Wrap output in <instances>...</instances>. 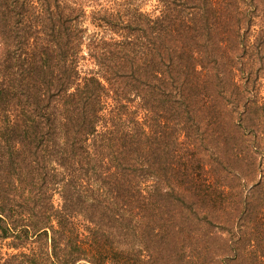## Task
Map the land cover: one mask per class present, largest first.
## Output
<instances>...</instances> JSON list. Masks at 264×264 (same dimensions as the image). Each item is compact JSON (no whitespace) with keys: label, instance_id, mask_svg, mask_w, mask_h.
Segmentation results:
<instances>
[{"label":"trees","instance_id":"1","mask_svg":"<svg viewBox=\"0 0 264 264\" xmlns=\"http://www.w3.org/2000/svg\"><path fill=\"white\" fill-rule=\"evenodd\" d=\"M263 88L264 0H0V264H264Z\"/></svg>","mask_w":264,"mask_h":264},{"label":"rangeland","instance_id":"2","mask_svg":"<svg viewBox=\"0 0 264 264\" xmlns=\"http://www.w3.org/2000/svg\"><path fill=\"white\" fill-rule=\"evenodd\" d=\"M147 7L149 8L150 6H149V5H147ZM262 94H264V88H263V90H262ZM56 197H57V195H56Z\"/></svg>","mask_w":264,"mask_h":264}]
</instances>
